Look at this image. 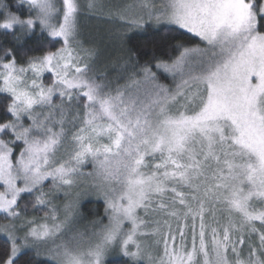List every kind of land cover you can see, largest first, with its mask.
<instances>
[{"label": "snow or ice", "instance_id": "snow-or-ice-1", "mask_svg": "<svg viewBox=\"0 0 264 264\" xmlns=\"http://www.w3.org/2000/svg\"><path fill=\"white\" fill-rule=\"evenodd\" d=\"M0 97V264H264V0H0Z\"/></svg>", "mask_w": 264, "mask_h": 264}, {"label": "trees", "instance_id": "trees-1", "mask_svg": "<svg viewBox=\"0 0 264 264\" xmlns=\"http://www.w3.org/2000/svg\"><path fill=\"white\" fill-rule=\"evenodd\" d=\"M13 3H15V0H12ZM23 7V6H22ZM13 10L15 11L16 9L13 8ZM86 17L88 18V20H92L93 17H96L98 20H101L100 22V26L102 29V32H99L101 36L99 37H92V38H88L90 40V42L96 43L97 46L100 47V50L105 53L107 51H109V53H111V51L113 50V45L111 44L110 41L106 40V39H101V37L104 35V33L111 27L108 26L107 23L103 22V19L99 16H90L86 14ZM100 18V19H99ZM185 39L189 42H195L194 37L191 36V34H187L185 33ZM96 39V40H95ZM111 71V70H110ZM3 104V98L0 97V105ZM84 211H85V217L88 221L90 220H94L97 219L99 217H103L104 215V206L101 202H88L84 205ZM40 215H43L42 213ZM124 259H117V260H113V264H117V262H121Z\"/></svg>", "mask_w": 264, "mask_h": 264}, {"label": "rangeland", "instance_id": "rangeland-1", "mask_svg": "<svg viewBox=\"0 0 264 264\" xmlns=\"http://www.w3.org/2000/svg\"><path fill=\"white\" fill-rule=\"evenodd\" d=\"M100 19V18H99ZM100 22L101 20H98L96 17H93L92 20H88V18L86 17V14L82 17V21H81V24H82V31H83V34L86 38H92V37H99L101 36L99 32H102V29H101V26H100ZM104 22V21H103ZM108 25V24H107ZM110 26V25H108ZM96 40V39H95ZM99 47V46H98ZM100 48V47H99ZM113 50L111 51V53H109V51L103 53L101 51V57H100V60L98 61V63L100 65H102L103 63L107 62V60L111 57H114V56H118L119 55V52H118V49L115 48L114 46L112 47ZM111 70V69H109ZM88 202H101L104 206V202L102 199H98L96 197H91L89 199H86L84 202H83V208H82V211L84 213V216H85V211H84V205ZM88 220L87 219H84L80 222V224L78 225V227L80 228H85V227H89L90 225L88 224ZM110 261H113V260H117V259H125L123 257H120V256H112V257H109Z\"/></svg>", "mask_w": 264, "mask_h": 264}]
</instances>
